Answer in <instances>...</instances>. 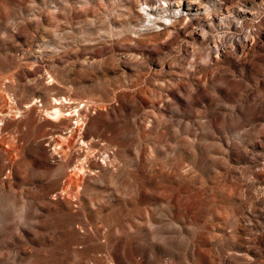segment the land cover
<instances>
[{
	"label": "rangeland",
	"instance_id": "374dc122",
	"mask_svg": "<svg viewBox=\"0 0 264 264\" xmlns=\"http://www.w3.org/2000/svg\"><path fill=\"white\" fill-rule=\"evenodd\" d=\"M0 264H264V0H0Z\"/></svg>",
	"mask_w": 264,
	"mask_h": 264
},
{
	"label": "bare ground",
	"instance_id": "6f19581e",
	"mask_svg": "<svg viewBox=\"0 0 264 264\" xmlns=\"http://www.w3.org/2000/svg\"><path fill=\"white\" fill-rule=\"evenodd\" d=\"M65 101H63L62 98H54L52 100V105L50 107V109H46V114L49 115L51 118H58V117H64L65 116V105L66 104H70L71 100H68V98H64ZM67 107V106H66ZM67 109L70 110L69 112V116L72 115V113L74 112V109L72 107H68ZM78 110V109H77ZM77 116L76 118V123L79 124L80 121H82V119L80 118L81 117V113H77L75 114ZM75 118V117H74ZM83 142H85L83 140Z\"/></svg>",
	"mask_w": 264,
	"mask_h": 264
}]
</instances>
